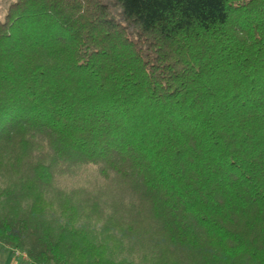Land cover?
<instances>
[{
    "label": "trees",
    "instance_id": "16d2710c",
    "mask_svg": "<svg viewBox=\"0 0 264 264\" xmlns=\"http://www.w3.org/2000/svg\"><path fill=\"white\" fill-rule=\"evenodd\" d=\"M0 249L264 264V0L12 1Z\"/></svg>",
    "mask_w": 264,
    "mask_h": 264
},
{
    "label": "rangeland",
    "instance_id": "374dc122",
    "mask_svg": "<svg viewBox=\"0 0 264 264\" xmlns=\"http://www.w3.org/2000/svg\"><path fill=\"white\" fill-rule=\"evenodd\" d=\"M14 0H0V18L3 17L6 8ZM91 172H94V169H90ZM24 254V256L22 255ZM27 260L26 254L24 252L15 250L3 253L0 249V264H24Z\"/></svg>",
    "mask_w": 264,
    "mask_h": 264
},
{
    "label": "built area",
    "instance_id": "2783aa9c",
    "mask_svg": "<svg viewBox=\"0 0 264 264\" xmlns=\"http://www.w3.org/2000/svg\"><path fill=\"white\" fill-rule=\"evenodd\" d=\"M24 256V254H22Z\"/></svg>",
    "mask_w": 264,
    "mask_h": 264
}]
</instances>
